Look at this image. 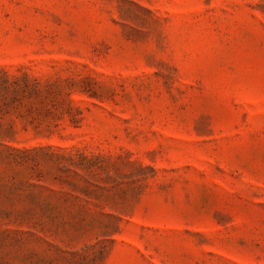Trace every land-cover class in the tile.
Returning a JSON list of instances; mask_svg holds the SVG:
<instances>
[{
    "label": "rangeland",
    "instance_id": "374dc122",
    "mask_svg": "<svg viewBox=\"0 0 264 264\" xmlns=\"http://www.w3.org/2000/svg\"><path fill=\"white\" fill-rule=\"evenodd\" d=\"M0 264H264V0H0Z\"/></svg>",
    "mask_w": 264,
    "mask_h": 264
}]
</instances>
